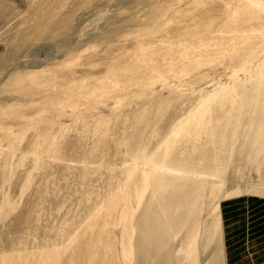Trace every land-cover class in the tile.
<instances>
[{
  "label": "rangeland",
  "instance_id": "rangeland-1",
  "mask_svg": "<svg viewBox=\"0 0 264 264\" xmlns=\"http://www.w3.org/2000/svg\"><path fill=\"white\" fill-rule=\"evenodd\" d=\"M0 264H264V0H0Z\"/></svg>",
  "mask_w": 264,
  "mask_h": 264
}]
</instances>
